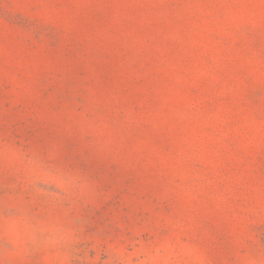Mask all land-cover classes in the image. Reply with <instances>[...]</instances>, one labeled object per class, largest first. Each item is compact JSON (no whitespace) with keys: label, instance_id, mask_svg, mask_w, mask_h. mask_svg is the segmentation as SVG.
<instances>
[{"label":"rangeland","instance_id":"374dc122","mask_svg":"<svg viewBox=\"0 0 264 264\" xmlns=\"http://www.w3.org/2000/svg\"><path fill=\"white\" fill-rule=\"evenodd\" d=\"M0 264H264V0H0Z\"/></svg>","mask_w":264,"mask_h":264}]
</instances>
